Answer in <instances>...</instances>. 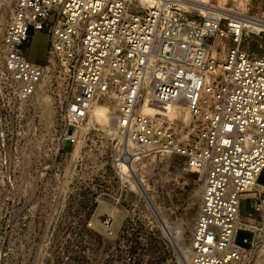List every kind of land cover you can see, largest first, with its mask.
<instances>
[{
  "label": "built area",
  "instance_id": "obj_1",
  "mask_svg": "<svg viewBox=\"0 0 264 264\" xmlns=\"http://www.w3.org/2000/svg\"><path fill=\"white\" fill-rule=\"evenodd\" d=\"M9 10L0 27L3 217L15 222L7 204L20 194L19 163L29 161L10 133L50 83L65 99L44 148L40 194L93 196V211L106 199L120 204L125 191H140L137 168L148 156L178 155L203 184L187 264H250L264 247V53L241 46L243 19L229 17L223 31L218 13L198 19L180 0H12ZM30 26L50 34L44 64L26 55ZM182 101L189 123L161 113ZM98 104L108 107L104 124L94 120ZM250 192L256 220L245 223ZM240 230L251 234L249 247L237 243ZM13 241L0 238V264L15 259Z\"/></svg>",
  "mask_w": 264,
  "mask_h": 264
},
{
  "label": "rangeland",
  "instance_id": "obj_2",
  "mask_svg": "<svg viewBox=\"0 0 264 264\" xmlns=\"http://www.w3.org/2000/svg\"><path fill=\"white\" fill-rule=\"evenodd\" d=\"M10 1L12 3V0H5L8 4ZM212 4L217 5V0H211L209 5ZM225 5L236 10L239 7L237 0H227ZM247 7L249 15L264 19V0H249ZM9 11L0 7V26ZM194 15L198 19L203 16ZM50 20L54 21L55 16ZM29 31L31 38L26 45V55L30 61L44 64L50 47V34L47 29H35L33 26ZM223 41V45H229V39ZM241 46L251 53L263 54L264 31L246 27ZM51 90L50 83H45L44 93L28 102L19 121V133H10L11 141L23 144L18 150L21 157L29 159L18 165L19 196L14 197L15 200L11 198L9 204L8 201L5 203V208L7 204L15 214V222H12L10 214L3 217L0 184V238L14 240L11 247L15 259L10 264H187L186 249L200 203L202 180L198 173L189 171L184 157L148 156L137 168V177L141 178L144 186L139 188L141 192L125 191L120 204H115L111 198L106 199L94 211L88 210L93 196L60 198L38 192L47 181L40 172L47 164L44 148L58 123L65 99L64 94L60 98ZM190 119L189 116L188 121L179 120L189 123ZM71 147L68 141L65 149L70 150ZM259 181L264 183V170ZM115 188L119 191L120 184L116 182ZM252 211L253 199L244 198L240 220L255 221ZM108 219L109 227L105 223ZM245 237L251 235L240 230L236 241L249 247L250 244L243 241ZM252 255L250 264L258 258V253L253 252Z\"/></svg>",
  "mask_w": 264,
  "mask_h": 264
},
{
  "label": "bare ground",
  "instance_id": "obj_3",
  "mask_svg": "<svg viewBox=\"0 0 264 264\" xmlns=\"http://www.w3.org/2000/svg\"><path fill=\"white\" fill-rule=\"evenodd\" d=\"M210 1L211 0H180L183 8L185 10H188L189 12H191L193 14L197 13V15H199V14L204 15L206 13V10H208V9H211L214 12L218 13V15L220 17V28L223 31L228 30L229 22H230L229 17H231V16L241 17L243 19L246 27H253V28L258 29L260 31H264V19H263V17L253 15V14L249 15L247 13L248 12L247 11L248 10L247 2L249 0H237V4L239 6L238 10H236L235 8H228L225 5L227 0H217V5L216 4L215 5L214 4L209 5ZM1 6L9 9L11 6V1L8 4L5 2V0H0V7ZM231 11H233V12H231ZM1 20H0V22H1ZM225 27H227V28L224 29ZM218 40H220V39L218 38ZM221 41L222 40H220V42ZM44 89H46V88H44ZM43 93H42V95H44ZM47 100H48V97H47ZM45 103L48 104L47 102H44L43 104H45ZM48 110H50V104H49ZM94 110H95L94 120L101 123V124H104L105 120L107 118L106 113L108 111V107L106 105H103V104H98L97 106H95ZM143 112H145V113L156 112L157 113V110H154L153 106L146 105L143 108ZM161 113L170 120L174 119V118H178V119H183V121H188V119H189L188 107H187L186 103L183 101L169 106L168 109L162 110ZM45 118H48V117H45ZM186 167L189 169L188 165ZM189 171H190V169H189ZM140 180H141V178L137 179V187L138 188H141V187L144 188V186ZM201 180H202V177H201ZM255 187H257V185ZM248 194H254V193H246V194H244V196H246ZM142 195H144V194L142 193ZM200 195L202 197V186H201ZM200 201H201V198H200ZM116 215H117V211H116ZM118 218H120V217H117V219ZM119 220H121V218ZM193 225H194V223H193ZM192 230H193V226H192L191 232H192ZM190 239H191V237H190ZM257 253H258V258H256V261L254 264H264V247L261 246V249L259 247V250ZM185 257L187 259V262H189L190 258H191V256H190V244H189V247L186 249V256ZM250 259H251L250 256L247 255L246 260H250ZM245 264H247V262Z\"/></svg>",
  "mask_w": 264,
  "mask_h": 264
},
{
  "label": "crops",
  "instance_id": "obj_4",
  "mask_svg": "<svg viewBox=\"0 0 264 264\" xmlns=\"http://www.w3.org/2000/svg\"><path fill=\"white\" fill-rule=\"evenodd\" d=\"M264 170V169H263ZM262 173H263V171H262ZM262 173L260 174V177L262 176ZM259 177V178H260ZM258 183H259V185L260 186H262V187H264V183H261L260 181H259V179H258ZM250 193H252V192H250ZM254 196V194H248V195H246V196H244V198H246V197H253ZM243 198V199H244ZM254 222V221H253ZM245 223H252V222H245ZM249 233V232H248ZM250 234V233H249ZM251 235V234H250Z\"/></svg>",
  "mask_w": 264,
  "mask_h": 264
}]
</instances>
